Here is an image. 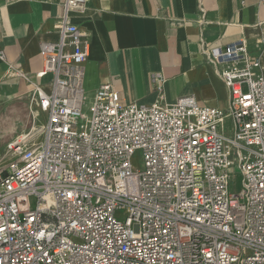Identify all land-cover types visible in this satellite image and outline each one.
Here are the masks:
<instances>
[{
    "label": "built area",
    "instance_id": "2783aa9c",
    "mask_svg": "<svg viewBox=\"0 0 264 264\" xmlns=\"http://www.w3.org/2000/svg\"><path fill=\"white\" fill-rule=\"evenodd\" d=\"M87 1L62 0L31 82L45 120L0 156V264H264L260 61L242 38L214 51L226 109L125 102L104 82L86 112L90 42L67 19Z\"/></svg>",
    "mask_w": 264,
    "mask_h": 264
},
{
    "label": "crops",
    "instance_id": "0c3cea01",
    "mask_svg": "<svg viewBox=\"0 0 264 264\" xmlns=\"http://www.w3.org/2000/svg\"><path fill=\"white\" fill-rule=\"evenodd\" d=\"M62 0H0V156L6 143L43 122L34 120L31 82L42 68L39 45L56 38ZM67 21L89 38L84 89L111 83L125 102L172 103L190 96L226 109L229 94L210 61L244 39L264 72V0H88ZM164 79L160 94L152 75Z\"/></svg>",
    "mask_w": 264,
    "mask_h": 264
},
{
    "label": "rangeland",
    "instance_id": "374dc122",
    "mask_svg": "<svg viewBox=\"0 0 264 264\" xmlns=\"http://www.w3.org/2000/svg\"><path fill=\"white\" fill-rule=\"evenodd\" d=\"M91 99H92V96H91V95H88L87 98H86V100H85L84 111H86V112H88V108H89V106H90V104H91ZM134 162H135V160H134ZM239 179H240V176H239L238 174H236L235 177L233 178V181H235V184H238V185H239ZM233 184H234V183H233ZM238 188H239V187H238ZM238 188H237V189H238ZM231 189H232V190H235V189H236V188H235V185H232ZM237 189H236V190H237Z\"/></svg>",
    "mask_w": 264,
    "mask_h": 264
},
{
    "label": "trees",
    "instance_id": "16d2710c",
    "mask_svg": "<svg viewBox=\"0 0 264 264\" xmlns=\"http://www.w3.org/2000/svg\"><path fill=\"white\" fill-rule=\"evenodd\" d=\"M235 177V176H234ZM233 177V178H234ZM234 183V184H233ZM232 185H235V188L237 189L238 187H239V185L238 184H235V181H233V179L231 180V182H230V189H231V187H232ZM235 189V190H236ZM232 190V189H231ZM232 191H234V190H232Z\"/></svg>",
    "mask_w": 264,
    "mask_h": 264
}]
</instances>
